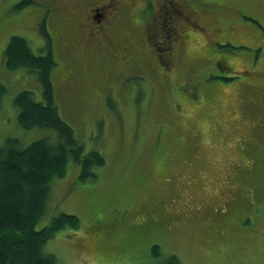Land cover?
I'll return each instance as SVG.
<instances>
[{"label": "rangeland", "instance_id": "1", "mask_svg": "<svg viewBox=\"0 0 264 264\" xmlns=\"http://www.w3.org/2000/svg\"><path fill=\"white\" fill-rule=\"evenodd\" d=\"M130 1L140 47L117 51L112 61L100 49L101 60L86 64L59 46L56 1L29 0L16 9L22 0H0V147L9 138L24 148L56 135L17 122L18 92L44 100L36 72L5 65L10 37L20 36L34 54H52L60 117L85 153L105 159L93 179L81 180L71 161L63 177L51 179L47 213L35 227L62 212L77 216L79 226L56 231L44 252L56 264H161L170 255L182 264H264V135L254 134L264 98V0H197L213 11L197 9L196 16L219 23L220 31L188 26L166 74L145 41L162 38L150 31L154 14L144 10L143 22L139 0ZM253 34L258 41H250ZM131 59L142 62L132 73L145 75L146 90L135 89L142 76L124 85L113 77ZM258 167L263 184L256 191L247 180Z\"/></svg>", "mask_w": 264, "mask_h": 264}, {"label": "trees", "instance_id": "2", "mask_svg": "<svg viewBox=\"0 0 264 264\" xmlns=\"http://www.w3.org/2000/svg\"><path fill=\"white\" fill-rule=\"evenodd\" d=\"M28 2L22 0L15 8L19 9ZM246 29L247 36H250V30ZM250 41H258V37L253 34ZM226 46L232 47L230 44ZM4 58L9 70L27 68L36 72L43 87V101L36 100L34 94L26 90L15 95L12 103L17 109L19 126L27 130L51 129L56 135L51 141L37 139L24 148L20 147L18 139L9 138L0 147V264H56V257L44 252L43 246L56 231L64 227L76 229L79 219L62 212L52 217L48 225L40 229L35 227L47 213L51 179L63 177L69 161L79 166L81 180L93 179L97 176L95 170L105 164V159L96 150L85 153L73 129L60 117L50 78L51 70L56 65L52 54H34L23 37L11 36L4 50ZM3 89L0 84V96L4 93ZM263 132L264 129L258 128L254 134L261 136ZM260 173V167L254 169L247 180L248 185L253 184L256 191L263 184V180L256 179ZM230 197V201L235 200L233 192ZM201 205L207 207L203 203ZM207 209L214 211L210 207ZM161 264L182 263L175 255H170Z\"/></svg>", "mask_w": 264, "mask_h": 264}, {"label": "flooded vegetation", "instance_id": "3", "mask_svg": "<svg viewBox=\"0 0 264 264\" xmlns=\"http://www.w3.org/2000/svg\"><path fill=\"white\" fill-rule=\"evenodd\" d=\"M59 10V46L62 48H71L74 54L81 56V60L86 64L97 63L101 60L99 50L103 49L109 55L111 61L115 60L117 51L126 50L125 55L129 54L127 48H134V44L140 47V41L135 40L137 34L136 26L129 16V9L132 1L128 0H54ZM197 0H139L138 7L140 19L144 22L145 13H153L156 21V28L150 24L149 28L153 34H158L162 38L158 41L150 40L148 36L145 41L155 53L157 67L164 74L171 69V63L176 58L175 47H185L184 33L190 31L189 27L200 31L216 32L220 31L219 23L209 25L207 18L196 16L197 9L203 10L205 14L211 13L205 6H199ZM213 8V7H212ZM52 9V8H51ZM215 11V10H214ZM217 12V11H215ZM139 17V16H138ZM212 16L210 17V19ZM203 19V21H202ZM208 21L209 18H208ZM232 24V23H231ZM145 25V23H144ZM223 27H229L230 23L223 22ZM180 28V29H179ZM182 30L184 32H181ZM143 32V30L139 31ZM224 58V57H223ZM108 61L105 62L107 64ZM130 63L124 65L121 63V72L113 71V77L122 76L119 81L124 85V80L132 76H142L136 78L135 89L137 86L143 90L147 79L144 74L132 73L137 68L140 60H130ZM221 62H224L221 60ZM220 62V63H221ZM142 63V62H141ZM124 67V68H123ZM123 68V70H122ZM144 68V67H143ZM143 70V69H142ZM124 71V72H123ZM131 71V72H130ZM123 72V73H122ZM109 73V72H106ZM64 83L66 78L61 79ZM262 101L261 112L256 125L264 129V98ZM191 214L190 210H188ZM187 212V210H186Z\"/></svg>", "mask_w": 264, "mask_h": 264}, {"label": "crops", "instance_id": "4", "mask_svg": "<svg viewBox=\"0 0 264 264\" xmlns=\"http://www.w3.org/2000/svg\"><path fill=\"white\" fill-rule=\"evenodd\" d=\"M144 89L146 90L145 86H144Z\"/></svg>", "mask_w": 264, "mask_h": 264}]
</instances>
